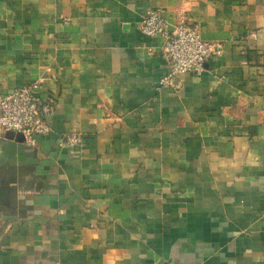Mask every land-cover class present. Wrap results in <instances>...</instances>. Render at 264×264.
<instances>
[{
	"label": "crops",
	"instance_id": "obj_1",
	"mask_svg": "<svg viewBox=\"0 0 264 264\" xmlns=\"http://www.w3.org/2000/svg\"><path fill=\"white\" fill-rule=\"evenodd\" d=\"M149 10L221 54L159 87ZM33 84L52 132L34 174L0 136V264H264V0H0V95Z\"/></svg>",
	"mask_w": 264,
	"mask_h": 264
},
{
	"label": "built area",
	"instance_id": "obj_2",
	"mask_svg": "<svg viewBox=\"0 0 264 264\" xmlns=\"http://www.w3.org/2000/svg\"><path fill=\"white\" fill-rule=\"evenodd\" d=\"M140 32L147 37H161L160 54L167 66V73L159 79V87L177 86L183 74L201 75L208 59L221 54V46L204 41L196 26L183 22L169 29L159 10H149L142 18ZM35 84L23 86L0 95V136L7 132L19 133L23 145L30 149L36 146V138L51 134L48 119L54 114V103L42 100L35 94ZM82 144V137L67 134L60 146L74 148Z\"/></svg>",
	"mask_w": 264,
	"mask_h": 264
},
{
	"label": "water",
	"instance_id": "obj_3",
	"mask_svg": "<svg viewBox=\"0 0 264 264\" xmlns=\"http://www.w3.org/2000/svg\"><path fill=\"white\" fill-rule=\"evenodd\" d=\"M5 139L12 141L15 144L13 148H15L19 152V154L24 157L21 161H19V165L25 166L26 167L24 168L25 171H28L29 173L34 174L36 161L31 160L29 158L31 157V153L25 151L26 148L23 145L22 135H20L19 133L7 132L5 134ZM15 173L16 172L14 170L12 171V174L10 175L9 178L2 179V184H0V194L6 191H12L14 189V188L13 189L9 188L8 185L16 184Z\"/></svg>",
	"mask_w": 264,
	"mask_h": 264
}]
</instances>
